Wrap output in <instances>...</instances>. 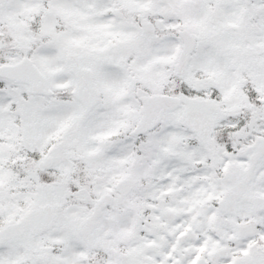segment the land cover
Segmentation results:
<instances>
[{
    "label": "snow or ice",
    "instance_id": "6c2138e0",
    "mask_svg": "<svg viewBox=\"0 0 264 264\" xmlns=\"http://www.w3.org/2000/svg\"><path fill=\"white\" fill-rule=\"evenodd\" d=\"M0 264H264V0H0Z\"/></svg>",
    "mask_w": 264,
    "mask_h": 264
}]
</instances>
